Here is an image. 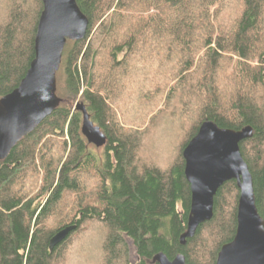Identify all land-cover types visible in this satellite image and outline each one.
Wrapping results in <instances>:
<instances>
[{
    "label": "trees",
    "instance_id": "obj_1",
    "mask_svg": "<svg viewBox=\"0 0 264 264\" xmlns=\"http://www.w3.org/2000/svg\"><path fill=\"white\" fill-rule=\"evenodd\" d=\"M76 3L89 23L64 47L60 105L0 162V264H131L128 241L136 264H157L159 253L216 264L236 232L239 190L222 185L212 219L182 246V152L204 122L251 127L239 149L264 220V0ZM42 11V0H0V99L34 58ZM76 104L106 136L101 156Z\"/></svg>",
    "mask_w": 264,
    "mask_h": 264
},
{
    "label": "water",
    "instance_id": "obj_2",
    "mask_svg": "<svg viewBox=\"0 0 264 264\" xmlns=\"http://www.w3.org/2000/svg\"><path fill=\"white\" fill-rule=\"evenodd\" d=\"M34 38V58L20 84L0 99V162L23 138L32 133L60 105L56 74L67 41L84 39L88 19L76 0H42ZM82 115L81 135L88 145L103 148L106 136L90 119L85 107L76 104ZM252 128L240 131L220 129L204 122L182 152L184 176L190 186L191 201L186 231L179 242L195 235L197 228L213 217L214 197L227 182L235 181L239 190L237 227L233 240L222 246L216 264H264V220L256 208L253 181L239 144L252 138ZM76 229L66 227L49 242L52 250ZM157 264H186L183 255L172 261L161 253L153 258Z\"/></svg>",
    "mask_w": 264,
    "mask_h": 264
},
{
    "label": "rangeland",
    "instance_id": "obj_3",
    "mask_svg": "<svg viewBox=\"0 0 264 264\" xmlns=\"http://www.w3.org/2000/svg\"><path fill=\"white\" fill-rule=\"evenodd\" d=\"M89 148H90L91 153L98 155V156L99 155L101 156L103 154V151H104L103 148H96L93 145H90ZM128 246H129V251H130V262H131V264H136L138 262L136 250H135L134 246L131 244V242H129V241H128Z\"/></svg>",
    "mask_w": 264,
    "mask_h": 264
},
{
    "label": "flooded vegetation",
    "instance_id": "obj_4",
    "mask_svg": "<svg viewBox=\"0 0 264 264\" xmlns=\"http://www.w3.org/2000/svg\"><path fill=\"white\" fill-rule=\"evenodd\" d=\"M90 146V145H89Z\"/></svg>",
    "mask_w": 264,
    "mask_h": 264
}]
</instances>
